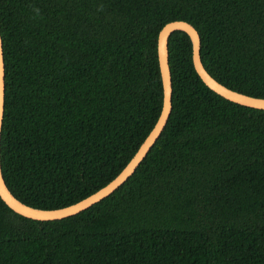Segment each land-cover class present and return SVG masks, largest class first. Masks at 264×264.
<instances>
[{
	"label": "trees",
	"instance_id": "trees-1",
	"mask_svg": "<svg viewBox=\"0 0 264 264\" xmlns=\"http://www.w3.org/2000/svg\"><path fill=\"white\" fill-rule=\"evenodd\" d=\"M173 19L214 78L264 97V0H0V160L18 199L65 206L121 171L160 113ZM168 51L172 109L133 174L59 219L0 199V264H264V109L207 87L184 31Z\"/></svg>",
	"mask_w": 264,
	"mask_h": 264
},
{
	"label": "water",
	"instance_id": "water-1",
	"mask_svg": "<svg viewBox=\"0 0 264 264\" xmlns=\"http://www.w3.org/2000/svg\"><path fill=\"white\" fill-rule=\"evenodd\" d=\"M175 30H182L188 35L191 42V60L193 68L207 87L230 101L253 108L264 109V97L253 96L232 89L218 81L207 71L201 59L200 35L192 23L183 19L169 20L159 29L156 38V56L162 86V105L160 113L152 129L121 171L105 185L76 202L56 208H39L22 202L11 192L4 180L0 160V199L10 209L18 214L37 220H51L67 217L105 198L133 174L160 136L172 109V78L169 65L168 40L170 34ZM4 66L3 41L0 33V138L4 114Z\"/></svg>",
	"mask_w": 264,
	"mask_h": 264
}]
</instances>
